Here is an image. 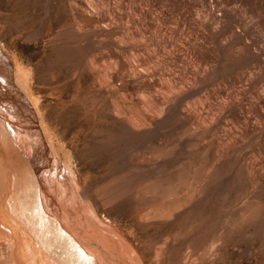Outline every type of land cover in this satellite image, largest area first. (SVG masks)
<instances>
[{
  "label": "rangeland",
  "instance_id": "obj_1",
  "mask_svg": "<svg viewBox=\"0 0 264 264\" xmlns=\"http://www.w3.org/2000/svg\"><path fill=\"white\" fill-rule=\"evenodd\" d=\"M0 106V264H264V0H0Z\"/></svg>",
  "mask_w": 264,
  "mask_h": 264
},
{
  "label": "bare ground",
  "instance_id": "obj_2",
  "mask_svg": "<svg viewBox=\"0 0 264 264\" xmlns=\"http://www.w3.org/2000/svg\"><path fill=\"white\" fill-rule=\"evenodd\" d=\"M2 60V59H1ZM2 82H3V79H2ZM24 82H25V80H24ZM25 84H26V82H25ZM25 84H24V87H25V89H27V85L25 86ZM28 90V89H27ZM1 107V106H0ZM17 108V107H16ZM5 109V108H4ZM18 109V108H17ZM15 110V109H14ZM14 110L12 111L13 112V114H11L10 112V117H11V119H13V120H17V119H19V118H17V117H15V115L16 114H14ZM23 110V109H22ZM25 111V110H24ZM7 112V111H6ZM18 114V113H17ZM9 117V118H10ZM19 117V116H18ZM21 118V117H20ZM29 121V120H28ZM28 121L27 120H22V121H18L20 124H27L28 123ZM19 123H17L16 124V122H15V124L14 125H10L9 124V130H11L13 127H17V129H18V126L20 125ZM29 124V123H28ZM29 126H30V124H29ZM28 126V127H29ZM20 127H23V128H25L24 126H20ZM27 129V128H26ZM18 131V130H17ZM16 131V132H17ZM9 132H11V131H9ZM7 132H6V129H5V127L0 123V138L1 137H3V146H4V148H9V146H8V135L6 134ZM10 134V133H9ZM20 134V133H19ZM22 134V133H21ZM13 135L14 134H12V137L11 138H13ZM16 135V134H15ZM17 136V135H16ZM21 136V135H20ZM15 138V137H14ZM13 138V139H14ZM29 138V137H28ZM5 139H6V141H7V143H5ZM32 139V138H31ZM2 140H1V142H2ZM23 140V139H22ZM15 141V140H14ZM11 146V145H10ZM11 149V148H10ZM35 153H33V155H34ZM44 160V159H43ZM10 161V160H9ZM41 161H42V159H41ZM42 163H43V161H42ZM41 163V164H42ZM55 163V162H54ZM13 164H14V167L16 166V171H18L19 172V174L21 175L20 176V178L18 179L19 181H17L18 182V184L19 183H21L20 184V186H19V188H18V192H17V197H16V201H15V203H14V205H11V207H10V209L8 210V212H9V215L10 216H14V217H12V218H10V219H18V221H12L13 222V225H12V227L14 228V229H16V230H18L19 231V227H22L23 229H25V231H26V235L28 234V237L29 238H31V236H32V234L29 232V228H28V226H27V222H28V219H40L39 221L40 222H44L43 220H44V218H46V216L44 217L43 216V212L41 211V206H39L38 207V205L36 204V199H35V202H34V205L35 206H32L31 205V197H30V195H29V193L31 192V190L32 189H34V188H32V178H31V176H30V174L32 173V171H31V173L29 174L27 171H29V169L28 170H26L25 169V165L23 166V163L22 162H20V161H16V162H13ZM40 164V163H39ZM27 165V164H26ZM41 166H43V165H41ZM40 166V167H41ZM27 167V166H26ZM51 167V166H50ZM28 168V167H27ZM30 168V167H29ZM31 169V168H30ZM43 170V169H42ZM55 170V169H54ZM29 171V172H30ZM45 173V172H44ZM53 174V173H52ZM28 183L30 184V186H28ZM47 183H48V185H49V187L50 188H52V191L54 190V192H55V200L56 201H63V199L64 198H66V197H64L63 198V196H65V195H63V194H61V193H59L58 191H57V193H56V185H59V183H58V181L56 180V179H48L47 180ZM36 186V185H35ZM65 186H66V188L68 189V186L65 184ZM56 187V188H55ZM66 189V190H67ZM32 194H33V192H32ZM54 194V193H53ZM68 196V195H67ZM39 198V197H38ZM55 201V202H56ZM64 202V201H63ZM76 202H74V201H72L71 202V205L72 206H74V204H75ZM57 204V203H56ZM59 205V204H58ZM80 205V204H79ZM48 206V205H47ZM46 207V206H45ZM32 208L34 209V214L33 215H31V212H30V210H32ZM45 209V208H44ZM49 209V208H48ZM62 209V208H61ZM37 210V212L35 213V211ZM45 211V210H44ZM62 211H64V210H62ZM62 211H61V213H62ZM66 212V211H65ZM64 212V213H65ZM68 212V211H67ZM72 213V212H71ZM63 214V213H62ZM0 217H1V219H7V218H5L6 217V213H5V210H4V208H1L0 209ZM9 217V216H8ZM50 217V216H49ZM47 219H48V217H47ZM83 221V220H82ZM10 222V221H9ZM84 222V221H83ZM82 222V223H83ZM87 222V221H86ZM34 223V222H33ZM45 224L47 223V222H44ZM43 223V224H44ZM36 224V223H35ZM43 224H42V226H43ZM47 225V224H46ZM45 225V226H46ZM35 227V226H34ZM36 227H39V226H37L36 225ZM36 227L34 228V229H36ZM40 228H41V226H40ZM31 229V228H30ZM39 229V228H38ZM32 231V230H31ZM48 231V230H47ZM79 232V231H78ZM57 233V235L58 236H61V233L59 232V231H57L56 232ZM52 240V239H51ZM60 240V239H59ZM78 240V239H77ZM29 241V240H28ZM42 241V240H41ZM49 241V240H48ZM43 242V241H42ZM78 243H75L74 245L76 246ZM44 245V244H43ZM57 245V244H56ZM100 245V244H99ZM18 246V245H17ZM53 247V246H52ZM78 253H79V255L82 257V258H84L85 260H83L82 261V259H80V256H79V261H82V262H84V263H90L91 262V256L85 251V250H83L81 247H79L78 246ZM104 248V247H103ZM54 249V248H53ZM55 249H56V247H55ZM105 250V249H104ZM50 251H51V249H50ZM53 251V253H54V251L55 250H52ZM77 253V254H78ZM56 254H57V252H56ZM43 256H44V258H45V260H46V263H44V264H65L62 260H56V259H53L52 257H50V256H48V254H46V253H44L43 252ZM58 256V255H57ZM63 256V255H62ZM65 257V256H64ZM63 258V257H62ZM60 259V258H59ZM100 262V261H99ZM67 264V263H66ZM73 264V263H72Z\"/></svg>",
  "mask_w": 264,
  "mask_h": 264
}]
</instances>
